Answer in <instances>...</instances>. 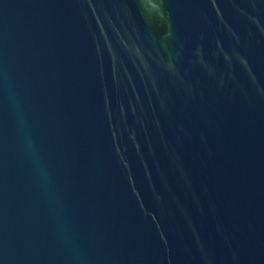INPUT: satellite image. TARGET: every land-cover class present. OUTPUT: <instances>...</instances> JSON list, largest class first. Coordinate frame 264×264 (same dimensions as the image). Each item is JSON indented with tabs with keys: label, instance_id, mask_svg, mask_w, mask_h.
<instances>
[{
	"label": "water",
	"instance_id": "obj_1",
	"mask_svg": "<svg viewBox=\"0 0 264 264\" xmlns=\"http://www.w3.org/2000/svg\"><path fill=\"white\" fill-rule=\"evenodd\" d=\"M0 264H264V0H0Z\"/></svg>",
	"mask_w": 264,
	"mask_h": 264
}]
</instances>
